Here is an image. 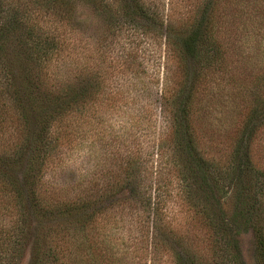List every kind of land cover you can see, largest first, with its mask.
Masks as SVG:
<instances>
[{
  "label": "trees",
  "instance_id": "1",
  "mask_svg": "<svg viewBox=\"0 0 264 264\" xmlns=\"http://www.w3.org/2000/svg\"><path fill=\"white\" fill-rule=\"evenodd\" d=\"M192 6L165 15L160 0H0V264H19L27 250V264H119L86 229L109 204L129 198L158 215L150 244L169 251L174 264H249L240 238L246 233L251 264H264V166L254 157L264 130V76L246 86L243 119L224 158L213 144L205 146L192 113L211 100L213 84L223 86L222 74L232 78L242 64L264 61L258 51L264 0ZM82 8L90 13L87 23L76 18ZM82 25L99 39L103 30L151 25L175 61L174 88L156 97L165 140L161 133L151 172L128 151L104 180L61 179L63 157L90 122L102 124L105 111L130 107L128 95L109 83L105 57L75 51L74 32ZM167 174L206 231L208 258L195 234L189 240L173 232L161 216L155 193L168 188Z\"/></svg>",
  "mask_w": 264,
  "mask_h": 264
},
{
  "label": "rangeland",
  "instance_id": "2",
  "mask_svg": "<svg viewBox=\"0 0 264 264\" xmlns=\"http://www.w3.org/2000/svg\"><path fill=\"white\" fill-rule=\"evenodd\" d=\"M195 3L196 0H160V7L165 15L171 12L176 15L192 9ZM89 15V11L82 8L76 13V18L82 23L86 20L87 23ZM146 22L153 25L150 19H146ZM80 28V31L77 29L74 32L75 51L82 48L91 60L97 59L99 53L105 57L109 83L116 92L128 95L130 107L125 111L118 108L105 111L102 124L96 123V120L90 122L87 134L79 137L74 149L63 157L64 171L60 178L78 180L80 177L83 180L82 174L91 180H104L110 171L119 170L121 155L128 151L131 152L130 158L143 161L146 172H151L156 166L155 146L161 138V133L164 138L165 131L156 97L162 89L171 91L174 88L173 81L179 75L175 61L170 59L163 38L151 25L148 29L145 27L125 28L120 31L103 30L100 39L99 33L95 35L94 30H85L83 25ZM262 39L260 37L258 51L264 55ZM258 62V66L242 64L232 78L222 74L220 81L223 86L218 84L216 88L213 84L211 100H201L192 111L193 124L198 127L201 140L205 146L213 144L216 151L214 154L218 157L220 155L224 158L230 151L235 127L245 111L246 86L251 87L255 78L264 76L263 58L258 59ZM261 131L254 157L264 166V130ZM163 181L168 188L162 194L156 192L155 197L163 209H159L162 211L161 216L166 214L163 220H169L171 223L168 229L188 237L189 240H192L195 234L204 257L208 258L207 246L204 245L205 229L184 205L174 177L167 174ZM80 186L81 182L77 184V187ZM70 191L71 194L76 192ZM130 199L118 205L107 204L108 208L97 214L96 221L89 223L86 229L89 239L106 245L108 250H113L116 259H121L119 264H137L141 257L146 258L145 264H174L169 251L150 244L151 237L155 235L152 221L158 220V215H153L154 211L151 209L149 216L144 206L140 204L135 207ZM165 233L169 232L166 230ZM240 238L244 258L251 264L252 236L246 233ZM28 258L27 250L19 264H27Z\"/></svg>",
  "mask_w": 264,
  "mask_h": 264
}]
</instances>
